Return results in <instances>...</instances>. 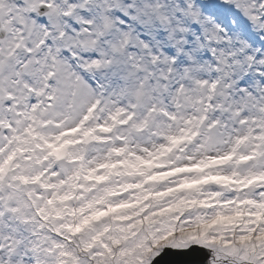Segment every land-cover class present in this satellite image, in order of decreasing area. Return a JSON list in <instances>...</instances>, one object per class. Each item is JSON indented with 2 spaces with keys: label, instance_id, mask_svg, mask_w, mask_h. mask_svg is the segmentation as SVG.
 I'll use <instances>...</instances> for the list:
<instances>
[{
  "label": "rangeland",
  "instance_id": "1",
  "mask_svg": "<svg viewBox=\"0 0 264 264\" xmlns=\"http://www.w3.org/2000/svg\"><path fill=\"white\" fill-rule=\"evenodd\" d=\"M86 1L87 0H83L79 3ZM154 1L156 2L158 0ZM248 1L249 0H234V3H230L234 8L240 7L239 5H241L242 8H238L239 11L236 12V14L238 13L236 16L240 14L238 25H236L233 15L229 14L228 16L227 20L232 28L228 29L225 26L222 37H224L226 41L221 43L223 47L221 50H225L227 53L224 54L221 59L217 58L216 61L218 64L221 63V69L226 65L229 54L231 56L236 55L235 51L237 47L242 51L245 49L247 50L243 60L248 61L252 53L259 47L257 43H250L251 38L253 37V39L257 40L258 38L264 39V19H260L263 17V14H260V12H264V10H259L260 5H257L258 1L264 0H250V4ZM90 6L94 12L92 3ZM167 7L170 8V5L165 6L163 12ZM223 8H226V6L223 5ZM169 11L170 16H172L174 10L170 8ZM51 17L54 23V16L51 15ZM215 20L216 19H209L208 21V19H205L201 24V30H199L201 32L200 34L206 37L207 23L209 25H211V23L214 24V30L220 32L219 27L216 25L219 22H215ZM175 21L176 20L173 22ZM178 22H182L181 17ZM250 25H255V27H257L256 31L247 27ZM237 26L240 27L237 28ZM93 28H95L94 25ZM21 34L25 35L23 32H21ZM92 37L91 35L88 41L92 40ZM204 37L203 39L206 40ZM211 37L210 35L207 38ZM213 39L214 37L209 39V41L212 42ZM235 39H238V41L237 47L234 49L229 46L234 43ZM162 40L163 38L161 37L159 40L160 44ZM154 41L157 42V38H155ZM139 42H141V44L145 42L144 38H140ZM196 42H198V40ZM226 45L229 48L225 49L224 47H226ZM197 47L196 48L202 52L200 55L198 54L199 59H196V64L194 62L195 59L191 58L187 63L182 64L179 71L178 78L184 76V79L180 81L183 83L184 87L183 95H185V97L183 100L187 99V102L184 104L187 110L180 109L181 113L178 111L179 117L178 121H176V127L171 123V119L168 118L163 121L162 118L158 120L156 117V119H152L153 125L155 124L154 129L157 130L158 134L162 135V137L156 136L152 130L145 135L139 136L135 134L133 128L130 129L129 132L124 133L122 137H118L110 147L105 150H95V155H91L94 157L90 158L84 165V170L88 175L91 174L90 171L94 167L109 161L129 158L138 162L141 159H148L151 155L162 151L164 143H166L170 137L179 135L182 131L190 128V125H192L196 119L195 116L198 115V113H195L197 107L195 104L192 106L191 103H195L198 100L197 96L202 95L200 94L201 91H203L202 88L206 90L210 81V78L205 76V74L201 77L198 74L201 73L202 70H206V74L209 75L208 59L206 58L207 54H205V52L210 51V49L208 45L204 43L198 44ZM98 50L100 51L101 49L99 48ZM100 52H102V50ZM103 53L104 52H102V54ZM106 55H109V53H106ZM230 59L234 61L236 65H239L240 58L238 56H234ZM262 60H264V50L262 51L261 57L258 59L259 65L251 77L250 84H247L245 82L246 78H243L242 80H244L245 85L239 87L240 89H249L248 93L252 94V98L258 103L257 107H260V109H257L254 103L250 111L249 107L244 108L248 104L247 103L241 105L244 106L242 107L244 109L238 107L239 110H233L232 113L235 115L233 121L237 123L238 128H233L234 133H230L233 136L228 137L230 141H225L226 144L224 145L226 148H224L222 152H215V150L210 147L213 145L217 146L216 144L223 145L220 143V140L228 136V128H230L229 121L225 122L227 125L226 129H219L213 134L206 131L201 143L198 144L186 158H176L171 161L172 164H202L213 156L228 153L236 140L245 135L251 136V144L246 150L251 151L256 147V135L262 128V122L256 121H258L259 116L263 117L261 115L263 114L262 110L264 107V72L261 74V76H263L261 78L258 74L262 71V69H260ZM4 62L6 61L3 60V63ZM167 63L168 60L163 63L162 69L166 68ZM125 65H127V62L123 59L121 68L115 70V75L118 80H116L117 83L113 84L116 85L115 88L113 87L109 91V96L113 92L111 98L113 96H118V98L120 97L119 99H121L122 88L132 86L133 95L131 97L133 99L135 96L134 94H136L140 87L137 83L139 78L135 80L134 76H132V82L129 79L132 74H135L137 68L140 67L137 66L135 68L134 66L129 68ZM215 66L216 63L213 67ZM228 66H230V64ZM191 69L193 71L189 73ZM144 71L145 68L141 72L143 73ZM241 71L244 72V70ZM222 72L224 78L225 72ZM228 72L231 79L233 81L235 79L236 81V77L232 76V74L230 75L231 70H228ZM10 73L13 72L4 73L0 77V80L2 79V81L7 82ZM237 73L239 74V72ZM186 75L191 76V79L187 83L184 81ZM197 78H199V80H196ZM145 79H147L146 73L142 75L140 80ZM198 87L199 89H197ZM177 88L174 89L172 95H170V97H172L171 103L173 106L170 109V114L172 113L173 117L177 114L176 108L180 107L183 101L181 99L183 95L180 96V92L177 91ZM223 88L221 97L218 100V106H220V109H225V112L226 109H229V103H231L230 95L235 89L232 90L227 84H225ZM163 90L164 88L162 87L160 96H162ZM112 100L115 103L114 98ZM147 100L151 101L150 98H147ZM155 101L156 100H154V103ZM234 105H236V103ZM169 108L170 107H166V109ZM117 110L118 108L115 109L114 112ZM258 110H260L259 113ZM145 115H147V113ZM145 115L142 116L140 122H143ZM218 116L219 114L216 115V117ZM247 119L250 120L249 124ZM220 120L223 121L221 117ZM224 121H227V119H224ZM158 122L161 123L159 124ZM245 138L246 137H243L241 139L244 140ZM119 145L124 146V148L118 151ZM10 151L11 148L8 149V152ZM256 163L258 162L254 161L248 166L252 167L247 170H236L234 167H231L229 170L224 172L221 171L220 173L226 174L227 176L238 175L241 178L259 175V165H256ZM65 167L66 168L63 169V176L61 177L60 175L57 180H54L52 174L46 176L45 181L50 185V192H43L37 189L20 192L16 187L17 184L15 181L10 184L5 201L0 204V210L6 208L9 211L5 220V227H0V264H150L152 258L160 254L159 251L166 246H179L182 249L184 247L188 248L191 244H200V246L212 252V258L211 256L209 258L210 264H237L235 258L238 260V264H264V222L261 224L257 222V215L260 214L257 204L260 200L264 201V191L263 193L260 192V194L248 193L238 196L236 192L232 194H229V192L223 194L219 189L213 188L211 190H200L190 194H183L178 191L175 192V190L172 192L177 182L175 184H170L166 188L156 189L157 193L160 195V199L153 203L147 211L146 208H148L149 205L140 204L142 195L145 192L138 188V183H132L131 187L133 190L129 194L127 201H136L135 203L137 206L136 209L130 213L131 215L120 217L111 222L108 221L100 226L94 227L88 231L87 234L79 236L80 238L78 240H76L77 237L75 239L76 243L70 246L66 243L65 237L67 236L70 226V215L72 210H79L78 215L80 219H85L86 216L93 214L97 209L100 210L107 205L109 202L107 193L117 191V187H119L118 190H121L124 181L122 176H117L113 179L112 183L102 188H96L91 196H89L87 192L88 188L84 185V189L75 202L71 204H62L61 199L64 200L65 195L69 193L72 188L77 172L76 170H78V164L72 163ZM40 168L41 166H32L29 168V172L35 173ZM40 171L41 170H39V172ZM58 173L55 172L56 175ZM48 201H52V210L59 218L56 219L57 221L54 220V223H52L44 235L40 237L37 236L38 221L34 212L36 210L43 212L47 205L46 202ZM196 201L199 203H196ZM243 208H246L249 214L247 219H243L241 216V210ZM55 226H57L55 229H59V231H57V236L52 233ZM141 230L143 231L142 235H145L143 238H141L142 235L140 236L139 234ZM253 233L256 235L255 239L251 238ZM186 242L188 243L187 245L185 244ZM82 249H84V253H81ZM218 254L225 256L227 260L220 261L217 256Z\"/></svg>",
  "mask_w": 264,
  "mask_h": 264
},
{
  "label": "bare ground",
  "instance_id": "2",
  "mask_svg": "<svg viewBox=\"0 0 264 264\" xmlns=\"http://www.w3.org/2000/svg\"><path fill=\"white\" fill-rule=\"evenodd\" d=\"M49 1L55 5L58 2V0H49ZM81 1H83V0H79V2H81ZM248 2L250 4V0ZM33 3H34V0H30L28 2V5L29 4L31 5ZM11 6L12 5L7 0H0V10H2L4 12V19H5L4 25H5V28L7 31L6 35L3 34V31H5V30L1 27L2 29L0 31L1 32L0 51L2 50V52H0V58L2 60L6 61L5 62L6 70H4V73H8L10 71L13 73H16V76H15L16 78L10 84L2 81V79L0 80V86L4 87L3 91L6 92V94H8L7 93L8 91H10V92L16 93L18 95V97H24L25 95L27 96V93H28V89L26 90L27 87H30V85H31V86H35L37 88L39 85H41V83H43L42 80L44 79V77H43L42 73H43L45 68L52 66L56 71H58V75L56 76V78L53 81L52 90H51L52 93H48L47 96H44L41 94L40 89L37 88L38 91H36L37 92L36 97L41 99V101L44 103V108L40 112L35 111L32 114V116L31 115L28 116V113H26L25 111H28L29 105L28 104L26 106L22 105L20 108H16V107L12 108L13 114H14V112H17V115L16 116L14 115V118H13L11 116L12 111H10V109H8L6 107V105H4V107L1 110L0 120H2V121L9 120L14 125V128L21 129L23 132H25L26 130L29 129L28 126H30V127L32 126V120L35 117V119H37L41 125V129L39 130L40 138L43 140V142H45L46 139H52L53 138L52 133L58 129L57 124H59L60 121H62V120H66L67 122L77 121V119L81 116L83 110L85 109L86 105H88L91 102V100H93V98L96 96L97 91H96V87L91 85L84 78L80 77V74L77 75L78 72L76 73V71H77L76 66H74L73 64H71L68 61L69 58L67 56H64V57L58 56L57 47L59 48V44H58V42L55 41L58 34L55 35V30H53L52 28L50 30L46 29V27L43 24L36 23L34 21V19L29 21V24H27V22L24 19H22V16L20 15V13L18 11V7L13 6V8H14L13 9ZM151 6H152V2L149 0L148 5L146 7H151ZM169 9L170 8L167 7L164 11V14L170 15ZM10 11H14V13L11 14ZM196 17H197V15H195L194 20L196 19ZM170 22H171V24H170ZM49 24H52V25L54 24L52 21V17H50ZM169 25H172L171 19L168 21V26ZM209 26H211V27H209ZM206 27H207V29H206L205 35L207 38L210 35L212 36V33L216 30H214L215 25L212 23H211V25H209L207 23ZM32 30H34V31L32 32ZM119 31H122V29H119ZM255 31H256V29H255ZM21 32L25 33V35H22ZM45 32H50L54 36V41H53L52 46L49 45L45 49L43 55L40 58L34 56L35 60L39 61V65L37 67L31 61L27 60L28 58L26 56V53H23L20 50L16 49V45L18 42L17 35H22L23 37H25V41H27V39H29L33 42V41H37V39H39ZM90 36H91V34H89V33L84 34L81 37L82 42L88 41L90 39ZM67 40L71 45L77 44L78 41H81L80 37L76 36L75 31H73L72 34L70 33L68 35ZM225 41L226 40L224 37L220 38L221 43H224ZM138 44H139L138 49L136 50V47H134L133 50L135 49L137 53L139 51L143 52L141 42ZM73 47L75 48V46H73ZM92 48H94V47H92ZM92 48H91L92 53H95V50ZM133 50L129 53L130 58H131V60H136V62L139 63V61H137V59H139V58L134 57L135 52ZM100 51L97 49L98 54H102V52H104V53L106 52L109 54L111 53V49L106 50V51L102 50V52H100ZM234 56H236V55H234ZM234 56H231L229 54V58H232ZM87 59H88V57H87ZM79 60L82 61L83 59H79ZM217 64L218 63L216 62V65ZM140 65L142 66L141 67L142 69L147 67V63L144 62V60H142L140 62ZM19 66L20 67L25 66V70H24L23 74H21L18 71V69H16V67H19ZM198 74L199 75L206 74V70H202V72L198 73ZM177 75H178L177 69H175V76H177ZM220 77H223V73ZM134 79L136 80V79H138V77H134ZM165 79L166 78H164L162 75H160V73L156 74V78L154 80V85H155L154 87L159 91V93L163 87V82L165 81ZM102 80L105 83H110L111 85H108L109 86L108 94L106 95V97H104V100H105L104 104L101 106L100 110L98 111V114L102 113L103 116H107L112 112L113 109L117 108L120 104L121 105H124V104L121 100L119 101L118 98L114 99L115 103H116L115 104L114 101L112 100V98L109 96L110 89L113 87L115 88V86H116V85H113L114 84L113 80L109 79L108 76L102 77ZM250 81H251V77L245 79V82L247 84H250ZM5 83H7V84H5ZM146 83H147L146 87L150 88L151 83L149 81H146ZM42 86H43V84H42ZM23 91H25V92L23 93ZM164 91L165 90H163V92H162V96H158L157 100L155 101V105L157 106V108L162 107L163 109H166V107L172 106L171 105L172 103L170 102V100H169V102H166L169 97L164 96ZM148 92H149V90H148ZM248 92H249L248 88H242V89L238 88V89L233 90V92L231 93V95H230V102L231 103H229L230 104L228 107L229 109H226V111L224 113H222V116H221V119L223 121H224V119H227V121H224V122H228V121L230 122V124H229L230 128H228L229 133H228V136H226L225 138H222L220 140L221 141L220 143H222L223 145L217 144L218 149L215 152H222L224 150V148H226V146L224 145V144H226L225 141L226 142L230 141V138H228V137L233 136L230 133H234L233 128L237 127V123L233 121V116H232L233 110L237 111V110H239L238 107L242 108L244 106H241V105L247 104V103L248 104L244 108L249 107L250 111L252 110V107H251L252 104L255 103L256 107H257L258 103L252 98V94H250ZM169 94H170V92H169ZM132 95H133V92H132V94H130L129 99L126 100L127 103H131L132 100H135V96L132 99V97H131ZM147 98H148V95L145 96V98L143 100V104H142L143 106L138 111V118L142 117L144 115V113L146 111L145 106H146V104L150 103L149 102L150 100H147ZM118 102H121V103L118 104ZM182 102L185 104L187 102V99H184ZM235 103H236V105H234ZM259 103H261V102H259ZM12 104H14V103H12ZM244 108H242V109H244ZM180 109L181 110L184 109L186 111L187 107L182 106ZM180 109H179V111H180ZM257 109H260V107H257ZM259 112H260V110H258V113ZM180 113H181V111H180ZM261 116H263V114ZM225 117H227V118H225ZM153 118L156 119V117H153ZM247 121L249 124L250 120L247 119ZM263 121H264V116L263 117L259 116V119L256 122H263ZM122 131L123 130H120L118 133H121ZM10 132L11 131L9 130L5 135L1 136V138H0V150H1V152H3L0 154V159L5 155V152L7 151L5 146H7V148L9 146V142L7 144V136L9 135ZM22 140L27 141L26 137L25 138L22 137ZM201 141H202V139L197 140L194 143V145L191 147V149L187 150V152L193 151L198 146V144L201 143ZM10 145L13 148V143H10ZM93 148L94 147H91V149H93ZM210 148H212V147H210ZM232 165L233 164H231L227 167H224V168L225 169L229 168ZM208 258H210L209 255H208Z\"/></svg>",
  "mask_w": 264,
  "mask_h": 264
},
{
  "label": "water",
  "instance_id": "3",
  "mask_svg": "<svg viewBox=\"0 0 264 264\" xmlns=\"http://www.w3.org/2000/svg\"><path fill=\"white\" fill-rule=\"evenodd\" d=\"M208 251L193 247L186 251L167 250L153 264H207Z\"/></svg>",
  "mask_w": 264,
  "mask_h": 264
}]
</instances>
